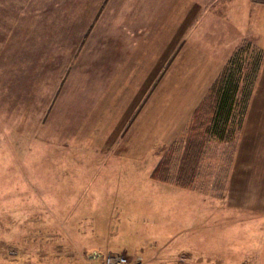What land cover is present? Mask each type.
<instances>
[{
	"label": "rangeland",
	"instance_id": "374dc122",
	"mask_svg": "<svg viewBox=\"0 0 264 264\" xmlns=\"http://www.w3.org/2000/svg\"><path fill=\"white\" fill-rule=\"evenodd\" d=\"M217 1L201 3L211 16L228 23L233 0ZM137 5L140 0H0V238L3 230L14 228L20 243L15 244L18 264H104L109 253L133 257L151 250H162L171 258L192 254L205 261L222 259L231 247L237 251L236 264L245 257L254 263L262 256L264 262V220L251 214H238L234 219L237 212L223 203L220 206L219 199L207 196L203 202V187L198 194L152 180L151 160L133 159L124 165L125 159L117 164L116 158H101L78 166V161H84L79 153L67 156L66 165L56 172L23 176V170L38 163L42 144L48 147L44 141L56 138L58 119L53 103L87 27L100 16L97 29L78 52L79 66L72 78L76 82L88 72L90 50L110 33L116 35L122 19L132 21ZM102 6L105 9L100 11ZM86 45L89 53L79 57ZM242 50L241 89L252 72V61L260 58L254 45L246 44ZM209 128L208 124L204 128L196 125L184 137L206 136ZM237 134L236 129L230 141L212 137L206 141L204 180L208 183L221 169L223 177L227 174L226 154L234 151ZM164 147L159 146L158 152H164ZM27 150L34 153L26 156ZM30 177L40 179L43 187L38 188ZM210 191L214 189L207 187ZM31 201L38 204L32 206ZM33 211L49 231L38 226L33 231L29 220ZM24 241H32L27 246L33 252L21 254Z\"/></svg>",
	"mask_w": 264,
	"mask_h": 264
},
{
	"label": "crops",
	"instance_id": "0c3cea01",
	"mask_svg": "<svg viewBox=\"0 0 264 264\" xmlns=\"http://www.w3.org/2000/svg\"><path fill=\"white\" fill-rule=\"evenodd\" d=\"M231 5L228 23L223 24L217 15L211 16L206 12L201 0H140V5L133 8L132 21L122 19L119 22L121 30H117L116 35L112 32L96 43L95 49L90 50L92 61L86 69L88 72L80 75L79 82L76 79L72 81L74 70L79 66L78 52L99 25L100 16L96 15L58 86L59 95L56 93L57 98L55 96L58 100L53 103L58 119L56 138L44 141L48 147L42 144L43 150L39 149L36 155L40 158L38 163L21 170L23 176L25 174L28 178L36 172H56L66 165L67 156L81 153L84 161H78V166L95 163V159L101 158H116L117 164H122V159H125L124 165L133 159L151 160L154 165L150 177L154 180L152 173L179 138L183 140L181 155H184L186 143L199 136L185 138L184 134L192 127L194 130V112L235 49L250 43L264 53V4L253 0H233ZM87 50L89 53L88 45L79 57ZM213 138L225 142L216 135ZM238 139L234 151L226 154L228 167L225 177L221 169L213 181L208 183L204 180V148L201 154H197V175L188 187L164 184L192 193H198L203 187V202L207 196L219 199V205L223 203L227 209L237 212L234 219L238 214H251L264 220V57ZM161 145H165L164 152L159 153ZM28 152L26 156L34 153ZM33 179L30 177L28 180L38 188L43 187L40 179ZM35 184L31 187L35 188ZM207 187L214 191L207 193ZM37 204L31 201L32 206ZM36 217L34 211L30 213L33 231L37 226L44 229L45 222ZM45 230L50 229L46 227ZM2 232L0 264H18L15 255H19V250L15 249V244L19 242L14 228L11 226ZM31 236L33 234L30 233V239ZM62 236L58 242L60 247L63 245ZM30 243L32 241H24L21 254L33 252L27 246ZM30 246H35L33 249L37 247ZM226 252L222 259L207 258L205 261L186 253L171 258L162 250L132 256H143L145 264H236V249L231 247ZM242 259L240 264H264L262 256L254 263L247 260L249 257Z\"/></svg>",
	"mask_w": 264,
	"mask_h": 264
},
{
	"label": "trees",
	"instance_id": "16d2710c",
	"mask_svg": "<svg viewBox=\"0 0 264 264\" xmlns=\"http://www.w3.org/2000/svg\"><path fill=\"white\" fill-rule=\"evenodd\" d=\"M253 1L264 4V0ZM246 44L235 50L224 70L209 89L207 96L194 112L193 124L202 128L207 127V124L210 125L207 130L208 135L196 136L187 142L184 155H181L183 140L179 138L171 146L170 153L160 161L152 173L154 180L188 187L197 175V154L203 152L208 137L216 135L221 141H230L236 129L238 134L241 132L264 57L263 51L259 50L260 58L252 61L253 68L249 70L252 72L244 78L247 82L241 89V71L244 68L241 54ZM188 149L191 152L188 153Z\"/></svg>",
	"mask_w": 264,
	"mask_h": 264
},
{
	"label": "built area",
	"instance_id": "2783aa9c",
	"mask_svg": "<svg viewBox=\"0 0 264 264\" xmlns=\"http://www.w3.org/2000/svg\"><path fill=\"white\" fill-rule=\"evenodd\" d=\"M104 262L105 264H144L142 256L131 257L125 253H109L104 256Z\"/></svg>",
	"mask_w": 264,
	"mask_h": 264
},
{
	"label": "bare ground",
	"instance_id": "6f19581e",
	"mask_svg": "<svg viewBox=\"0 0 264 264\" xmlns=\"http://www.w3.org/2000/svg\"><path fill=\"white\" fill-rule=\"evenodd\" d=\"M137 256H141V255H137ZM136 257V256H135ZM143 257V256H142ZM143 260H144V258H143ZM145 263V262H144Z\"/></svg>",
	"mask_w": 264,
	"mask_h": 264
}]
</instances>
